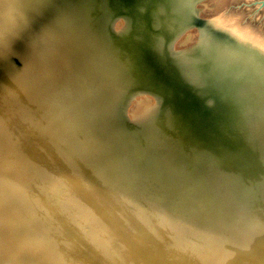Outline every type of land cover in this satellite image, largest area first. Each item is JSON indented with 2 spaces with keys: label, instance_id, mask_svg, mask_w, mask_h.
<instances>
[{
  "label": "bare ground",
  "instance_id": "6f19581e",
  "mask_svg": "<svg viewBox=\"0 0 264 264\" xmlns=\"http://www.w3.org/2000/svg\"><path fill=\"white\" fill-rule=\"evenodd\" d=\"M45 1H49L52 4L51 11L50 8L46 7L49 9L48 11L51 12L48 15L52 16L51 20L53 21L50 26V28H52L49 30H46L47 25L45 21H47L46 19L51 16L46 17L47 13L45 14L43 9L45 8ZM220 18L209 20L206 23V26L214 29H227L231 32L233 39H222L218 37L221 41L225 42L229 48V51L225 53L207 49L205 45L202 46L199 44H196L194 47H190L188 49L177 48L179 42L183 43L185 40V35L191 34V31L189 33L186 31L187 33H184L186 27L188 25L199 24L196 23L194 10L190 0H0V67L3 71L7 72L8 75H18L21 77L22 86H20V84L19 86L21 91L26 93L28 96L25 98L26 95L25 97L21 95L23 99L22 101H26L27 106L30 105L35 110L34 114H36L37 121L40 123V133L43 145L41 151L38 150L40 151L39 153L37 150L32 148L27 150L24 155H19L22 154V152L20 153L18 150H15L14 153L16 155L14 154L10 156L9 153H11V147L5 143V141L8 142L10 138H7V130L0 125V133L1 136L3 135L4 137H2L4 142L3 145L5 147L4 149L7 153L6 155L8 156L7 159H4L2 164H0V246H2V248H0V264H89L90 262L87 263V260L90 257L96 258V260L94 259V261H92V264H102L101 262L109 264L110 261L120 258L121 249H112L111 247L100 244L88 233L79 229L77 226V223L79 222L88 224V227L94 225L95 227H100L99 229L101 230L118 232L119 234L127 235L130 242L132 244L136 242L134 243L136 245L137 243L140 245L146 235L159 232V230L155 227H151V223H155L153 217H148L149 219L146 218L149 216V213L148 215L144 214L146 215L145 221L143 219H139L137 216L135 218L138 219L135 220L132 215V218L130 216L129 218L126 212L127 209L125 208V211L123 208L124 205H122V207L119 204L123 199L119 203L116 202L114 198H111L112 196L109 193V189L108 192L107 189L105 192L104 190L100 191L99 187L102 188L103 185L98 187V184H100L101 180H98L99 182L95 183L94 181L97 182V179L94 176L95 180L93 182H89L88 178L84 177L86 176L84 175L85 173L83 174V171L77 170L78 162H76V156H78V158L80 157L79 155L74 154L77 147L74 148L75 146L72 145L74 143L73 139L71 144V140L68 139L66 134L68 129L63 127L62 123L66 116H61L63 120L60 119V116L58 115H61V113H58L57 109H55L56 104H58L57 102H60L59 104L62 102V107L65 106L66 111H64L61 106H58L63 109L64 113L67 112V105L68 108H72L73 110L69 109L70 112L74 113L75 111L79 115H76V118L74 117L76 120L80 118L81 120H88L90 123L92 122L97 125L96 127L101 131H98V136L101 138H95L97 141L104 139L107 142L108 140L114 142L117 135H120V133L127 136L125 137L126 140L127 138L129 139V137L131 140L133 139L135 153L138 151H140L141 154L147 152V154L145 153V156L142 154V156L146 158V160L144 159V162L146 161L149 163V159L153 158L152 156L159 155L158 150H155L156 147L153 146L156 144L158 145L159 141L162 147L160 153L168 156L175 162H173V169L170 168L174 172L172 174L170 173L168 177H171L172 179V176L174 178L177 176L181 181V183L178 182L179 186L176 187V189L173 190L171 188V190L174 191V199L179 206H184V204L189 202L186 206L189 208L191 206V202L192 206L196 205L197 207H204V205L212 207L209 204L218 205V208L216 207L218 210L222 206H224V209L227 206V210L228 206H230L228 202L231 200H241L242 202H250L255 198L257 200V197H255L254 194H258L262 190L261 187H264V43L261 42L259 38H255L256 36L253 35V37L250 35L251 32L249 33V31H246L244 28L239 29L237 28L238 26L235 28V25L231 27V22L230 26L225 19L223 21ZM226 24H228V27ZM202 25L204 26V24L201 23L200 26L203 27ZM206 26H204L201 30L203 31ZM208 42H210L213 46L216 45V42L213 40H208ZM21 91L18 89L17 92L21 93ZM32 93H34V98L33 96L31 97ZM118 93H121V97ZM141 94H143V96L144 94L151 95L149 97L150 100H143V98L141 102L146 103L144 104L146 106L143 110L140 112L138 111L139 113L137 115H132V112V114H129V110L127 108L129 105L126 107L127 103H130V100L132 99V105V102H134L133 99L138 101L136 100L138 98L137 96H140ZM117 95L120 97V102L116 99ZM29 99L34 105L29 102ZM116 102L119 103L118 107L115 105ZM141 102L139 105H141ZM134 104L136 105V103ZM135 107L137 108L140 106L136 105ZM135 112L137 113V111ZM72 117L70 118L72 119ZM66 118H69V116ZM67 120L68 119L64 120V122ZM73 122H69L71 123V126ZM77 122H79V120ZM85 125L84 128L86 127ZM71 126H69L70 129ZM77 126L78 125H74L72 128ZM87 127L90 130V126ZM15 128L16 127L13 126L12 131H15L16 135L18 134V136H20L21 132L16 130L18 128ZM64 128L67 131H65ZM77 128L74 129L76 130ZM79 128L82 127L79 125ZM75 130L72 132L75 133L76 131H80ZM93 130L95 129H92V131ZM87 132H85V134ZM80 133L82 134V131H80ZM88 133L86 134L87 137ZM76 134L78 133L76 132ZM155 136L158 137V140L155 139ZM10 137H12L11 134ZM78 137H76L77 139L75 140L77 145L79 143L77 142ZM91 137L92 134L88 138ZM119 137L121 138V136H118V138ZM13 138L15 137L13 136ZM70 138L74 137L70 136ZM81 138H83V136ZM84 139L87 140L86 137ZM82 140L80 142H82ZM88 140L85 142H89L88 144H90V141ZM11 142L12 141H10L9 144H11ZM15 142L17 143V146L24 145L20 144V139H16ZM93 142L95 141L93 140ZM128 142H126L127 145L131 143ZM107 144L111 145L110 143ZM123 144L124 143H122V146ZM101 145L103 144L101 143ZM8 146L10 148H8ZM89 146L92 147V144L88 145V147ZM114 146L116 149L118 148L116 145H113L112 148ZM79 147L78 149L81 148ZM109 147L110 146H108V148ZM124 147L125 146L121 148ZM133 147L130 148L129 151L133 150ZM73 148L75 150H73ZM89 148L85 147L86 150ZM83 149H81V151H83ZM98 149H102V147L100 146ZM93 150L92 152H94ZM104 151L101 153L104 154L107 152ZM33 152H37L38 154H33ZM92 152L89 153L93 154ZM113 152L116 153L115 150ZM84 153L82 154L84 155ZM114 153L113 155H115ZM76 154H78V151ZM131 154L132 151L128 156L132 157ZM38 155L42 157V159L41 163L39 161L36 164L38 167L44 164L43 168L44 171H47V178L51 179V185L49 187L45 185L44 191H40V189L36 191L38 186L36 187L35 185L33 186L35 187V189H32L33 191L30 188L29 190L27 189V184V187L24 185L26 183L24 182V175H29L28 172L31 171H28L27 174L24 173L20 165L22 164L23 159H28V156H30V158L33 156V161H35ZM93 155L96 156V154ZM93 155H91L92 158ZM107 155L109 156L108 153ZM115 156L118 155L116 154ZM138 156L139 154L137 157ZM12 157H14L13 159L16 163L12 162ZM132 158L131 160L134 159L136 163V159ZM88 159L87 161H89ZM102 159H99L100 163H102ZM94 160L95 164L98 163L100 166L99 162H96L98 161L97 156L96 159L94 157ZM125 160L122 159V162ZM26 161L27 163L31 162L30 160ZM108 161L109 159L107 162ZM107 162L104 163L107 164ZM81 165L82 164L80 163V166ZM89 165L92 166L91 164ZM121 165H124V163ZM139 165L142 164L139 163ZM28 166L29 165H27V167ZM109 166L112 165L109 164ZM107 167L104 166L105 169H107ZM114 168L115 166L112 169ZM89 169L92 170V167ZM36 170V167L32 169V173ZM115 173L116 172H114V174ZM100 174L102 173H99L98 175ZM146 174H148V172ZM115 175L116 176L114 177H119L117 173ZM143 175L145 176V174ZM126 176L128 177L127 174ZM104 177L105 176H103V178ZM110 177L111 176L107 175V178ZM159 178H162L161 180H163L165 177ZM26 179L28 178H25V180ZM45 180L46 179H44L43 183L39 185L47 184L44 183ZM112 180L113 179L110 178L109 181L112 182ZM90 181H92V179ZM115 181L116 179L114 182ZM126 181L127 180H123L122 182L124 183ZM128 181H130V179ZM133 181L134 180L132 178V181L130 182L134 184L135 181ZM111 182L106 183L107 185L110 184L111 187ZM103 183H105V181ZM118 183L120 185L121 182ZM158 183H161V181ZM167 183H170V180L166 182V184ZM124 184H122L123 187H125ZM171 184L173 186L174 183L172 182ZM107 187L110 188L109 186ZM113 187H115V184ZM42 188L43 187H41V189ZM105 188L106 187H104V189ZM126 188L128 187H125L124 189ZM111 190H114V188ZM117 192H115V194ZM121 192L124 193V190ZM142 192L143 191H141V193ZM127 194L129 195L132 193L128 192ZM124 195L127 196L126 200L128 202V197L130 195L128 196L126 193ZM229 195H233L234 197H230ZM120 196L121 195H119V197ZM134 196L131 195V198L133 197L134 199ZM162 197L160 198L162 199ZM157 199L159 200V198ZM161 199L160 201L164 200ZM129 200L131 202L134 201L131 200L130 197ZM185 200H187V202ZM137 201L139 205V200ZM145 201L146 200H143V202ZM184 201L186 203H184ZM124 202L128 204L126 201ZM135 202L132 203L135 204ZM255 203L257 204V202ZM189 204L190 206L188 207ZM140 205H142V203ZM150 205H148V207ZM155 205H157V203ZM163 206L165 208L164 204ZM140 207H138V209ZM153 207L155 206H152L151 208ZM174 207L175 206L172 205V208ZM235 207H237V205H235ZM160 208H162V206H160ZM207 208L205 209L208 210ZM141 209L140 213L143 210L144 212L148 211H145L143 208ZM175 209L178 210V208ZM213 209H211V211ZM224 209L222 207L223 211ZM122 210L125 213L122 212ZM157 210L158 209H156V211ZM162 210L165 212L164 209ZM201 210L203 211V208ZM201 210L199 211L198 209V211H196L201 213ZM228 210L226 211V214H230L227 213ZM233 210L231 213H233ZM263 211L261 212L263 213ZM235 212L233 214H235ZM171 213L173 216V212ZM195 213L196 212L193 214ZM124 214H127V216ZM165 214H167V210ZM135 215H138V213ZM199 215L197 213L196 218ZM218 215H220V213ZM160 216L162 215L160 214ZM178 216L179 214L177 217ZM254 216L252 215L255 219ZM162 217L160 219H163ZM220 217L218 216L217 218ZM198 218L199 220L201 219L200 217ZM164 219L167 221L165 217ZM233 219L234 217L231 218V220ZM246 219L243 221L244 225L245 223L247 224V222H245L247 221ZM178 220L179 218L177 221ZM197 220L198 219H196V221ZM202 220H204V218ZM202 220L200 221L201 224ZM235 221H237V219ZM252 221L255 222L253 219L250 222ZM170 222L172 224L174 223L169 219V223ZM240 222L242 223V221ZM240 222L238 220V223ZM196 223L194 224L195 226ZM204 223L207 225L206 221ZM258 223H260V220ZM95 224H97V226ZM214 224L213 220L212 225L214 226ZM224 224L225 226L221 225L222 227H218H225L224 229L226 230V225L228 227V224ZM230 224L232 225L234 223L231 221ZM230 224L229 226H231ZM165 225L167 224L165 223ZM178 225L176 226L178 227ZM238 225L239 224L236 226ZM213 226L209 227L212 229L214 228ZM253 226L258 227L257 224L256 226ZM200 227L201 229L203 228L201 225ZM158 228L160 229V227ZM175 228H173L174 231ZM230 228L231 227L228 229L230 230ZM259 228L262 229L261 227ZM232 229L233 228H231V230ZM237 229H235V231L238 233ZM239 230L242 229L239 228ZM165 231L168 232L167 229ZM192 231H194V229ZM249 231L250 230H248V232ZM260 231L258 230V232ZM195 232L198 233L199 230L198 232L195 230ZM204 232L203 234H207L205 236L206 238L208 236L209 239L211 236ZM232 233L234 235L236 232L234 233L233 231ZM178 234L179 233H177V235ZM199 234L201 235V233ZM229 235H231V233ZM241 236L242 235L237 238H243V236ZM176 238H172L175 243L173 248L176 244L178 245L179 242ZM186 238L188 240V237ZM237 238L235 240H237ZM172 239L168 240V242ZM193 239L196 240L195 238ZM208 239L206 241L203 238V241L205 240L208 242ZM229 239L233 240L231 237ZM176 240L178 241L177 243L175 242ZM182 240L185 241L183 238L180 239V241ZM228 240H226V242H228ZM203 241H200V244L197 245L199 246V249H201L200 245ZM172 242L173 241L169 244V247L171 248ZM220 242L223 241L220 240ZM254 243L256 242L254 241ZM156 244L157 243H155V247L157 246ZM162 244L164 245V242H161V247ZM189 244H191V246L189 245L190 247L194 246L192 243ZM203 244L205 246L207 243L203 242ZM210 244L208 243L207 245ZM177 245L175 248L178 247ZM183 245L180 247L182 248L185 246ZM234 245L236 244H233V246ZM252 245L254 246L255 244ZM134 246L135 245H133V247ZM229 246H231L230 243ZM243 246L246 247L245 245ZM231 247L228 248L229 252ZM173 248L172 251H174ZM194 249L197 251L198 248L195 247ZM210 249L206 251H211ZM253 249H255V247ZM190 250L188 248L189 254L191 253L190 255H192L193 252H190ZM241 250H245V248ZM172 251L170 252L172 253ZM186 251L187 250L185 248V252ZM200 251H202V249ZM255 251L257 250L255 249ZM237 253L238 252L236 251L235 256ZM197 254L195 253V258L199 257ZM240 254L238 256H241ZM204 255L205 254H203V256ZM178 257L180 258V256ZM151 258L154 259L155 257L152 256ZM233 259L230 264H234L233 262L235 261ZM147 260L149 259L147 258ZM247 263L248 261H246L245 264Z\"/></svg>",
  "mask_w": 264,
  "mask_h": 264
},
{
  "label": "rangeland",
  "instance_id": "374dc122",
  "mask_svg": "<svg viewBox=\"0 0 264 264\" xmlns=\"http://www.w3.org/2000/svg\"><path fill=\"white\" fill-rule=\"evenodd\" d=\"M44 7L45 8H43L44 9V11H45V14H46V17H50L51 15H48V14H50L51 12H49L48 10L49 9H47V8H50V11H51V8H52V4L49 2V1H45V4H44ZM47 7V8H46ZM192 7H193V10H194V17H195V19H196V23H199L200 25H201V23L202 24H204V26H206V23L209 21V20H211V19H215V18H220V19H222L223 21H224V19H225V21H227V23L230 25V22H231V27H233L234 25V27L236 28V26H238L237 28H244L246 31H249V33H250V35H254V36H256L255 38H259L260 39V41L261 42H263L264 43V0H194L193 1V4H192ZM46 9V10H45ZM48 11V12H47ZM57 12V11H56ZM51 18H52V16L50 17V18H48V19H46L47 21H45V23H46V30H49V29H51L50 28V26H51V23L53 22L52 20H51ZM51 20V21H50ZM48 22V23H47ZM49 23H50V25H49ZM225 23V22H224ZM233 23V24H232ZM199 24H195V25H188L187 27H186V29H185V32L184 33H189L190 31V33L192 34H188V35H185V40L183 41V43L182 42H179V44H181V45H177V48H180V49H185V48H190V47H194L196 44H198V42H199V40H200V38L202 37V35L203 36H212V35H215V36H219L220 38H222V39H228V38H230V36L232 35L231 34V32L230 31H228L227 29H220V28H218V29H214V28H210L209 26H206V28H204V30L202 31L201 29L204 27L203 25V27H201ZM228 24H226L227 25V27H228ZM49 25V26H48ZM48 27V28H47ZM244 29H241V30H244ZM187 31V32H186ZM183 33V34H184ZM210 34H212V35H210ZM190 36V37H189ZM253 36V37H254ZM232 38V37H231ZM196 39V40H195ZM233 39V38H232ZM180 40H181V38H180ZM1 68V67H0ZM19 84H20V86H22V84H21V77L20 76H18V75H8L7 74V72H5V71H3V69L1 68V70H0V125L1 126H3V128H5L7 131V133H6V135H7V138H10V140H8V142H6L5 141V143H7V145H9L8 146V148H10L11 149V153H9V155L11 156V155H14L15 153V150H18L20 153L22 152V154H19V155H24V153L27 151V150H30V149H34V150H40L41 151V149H42V147H43V145H42V138H41V133H40V123L37 121V118H36V114H34L35 113V110L30 106V105H28L27 106V103H26V101L25 102H23L22 100V97H21V95H23L24 97H25V95H26V97L25 98H27L28 96H27V94L26 93H23L22 91H21V88H20V86H19ZM18 89H20V91H21V93H19V92H17L18 91ZM9 93V94H8ZM119 95H120V97H121V93H118ZM119 95H117V98L116 99H118L117 101L118 102H120V97H119ZM33 96V98H34V93H32L31 94V97ZM143 96V94H141L140 96L138 95L137 97L138 98H140V99H136V100H138V101H135V99H133V101L134 102H132V105H131V100H130V103H127V105H126V107L128 108V110H129V114H132V115H137L140 111H142L143 110V108L146 106V105H144V104H146V103H142L141 102V100L143 99V100H150V96L151 95H149V94H144V96ZM146 97V98H145ZM148 97V98H147ZM140 100V101H139ZM29 102H31L32 103V101L29 99ZM118 102H116L115 103V105L118 107L119 106V103ZM137 102H138V104H137ZM140 102H141V105H139L140 104ZM10 103V104H9ZM58 104H56V108L55 109H57V111H58V113H61V115L59 114L58 116H60V119H62L63 120V118L62 117H68L69 116V118H66L65 117V119L64 120H66V119H70L68 122L67 121H65L64 122V120H63V127H66V129H68V131L65 129V131H67L66 132V134H67V137H68V139L69 140H71V144H72V142L74 141V143L72 144V145H74V146H72V147H74V148H76V151H75V155H79V157L80 158H78V156H76V162H78V164H77V170L79 171H83V174L84 175H86V176H84V177H86V178H88V181L89 182H93L94 180H95V177H96V179H97V182L96 181H94L95 183H98L100 180H101V182H100V184H98V187L99 186H102V188L101 187H99V189H100V191H103L104 190V192L106 191V189H107V192L109 191V193L111 194V198H114V200H116V202H120L122 199L124 200V201H126L127 202V196H125L124 194L126 193V195H128L127 193L129 192V193H132V194H129L128 196L130 197V199L131 200H134V201H132V202H135V204L134 203H132L130 200H129V197H128V204H126L123 200L121 201V203H119L121 206L122 205H124V210L126 211V209H127V214H128V217L130 216L131 217V215H132V217L134 216V219L136 220V219H138V218H135L136 216L137 217H139V219H143L144 221L146 220V218H152L153 217V219H154V221H155V223H151V227L152 228H156V229H158L159 230V232L158 233H152L151 235H146L144 238H143V241H141V244L139 245V243H137V245L136 244H134V243H136V242H134L133 244L130 242V240H129V238H128V236L127 235H123V234H119L118 232H112V231H107V230H101V229H99L100 227H98L97 226V224H95L97 227H95L94 225H92L91 227H88L87 225L88 224H84V223H77V226L79 227V229L81 230V231H83V232H86V233H88L90 236H92V238L93 239H95L96 241H98L100 244H103V245H106V246H108V247H111L112 249H118V250H120L121 251V254H120V258H117V259H115V260H113V261H110V263L109 264H145L146 262L148 263V264H185L186 262L188 263V264H230V262H232V259L235 261V262H233L234 264H245L246 263V261H248V263L247 264H264L263 262H264V220H263V218H264V211H263V209H264V200H263V198H264V187H261L262 188V192L260 191L258 194H254L255 195V197H257V200H256V198L254 199V200H252V201H250V202H247V201H238V200H235V201H233V200H231V199H229V200H231V201H229L228 203H229V205L230 206H228V208H227V210H228V212L227 213H230V214H226V207H225V209H224V206H222L223 207V209H224V211L222 210V207L221 208H219V210L218 209H216V207L218 208V205H212V204H209L210 206H212V207H209V206H207V205H204V207L205 208H207V207H209V208H207L208 210H206L204 207H197L196 205H194V206H192V203L190 202V204H191V206H190V204L188 205V207L189 208H187L186 206H187V204L189 203V202H187V200H185L184 201V203H186V204H184V206L186 207V209H185V207L182 205V206H179L177 203H176V201H175V199H174V196H173V193H174V189H176V187H178L179 185V183L178 182H180L181 183V181H180V179L177 177V176H175V178L172 176V179H171V177H168V175L171 173H173L174 171H172V169H173V165H174V161L173 160H171V158H169L168 156H166V155H164V154H162V153H160V151L162 150V147H161V144L159 143V141H158V145L156 144V145H153V146H155L156 148H155V150H158V156L157 155H154V156H152L153 158L152 159H149V163H147L146 161V163L148 164H146L145 162H144V159L146 160V158L144 157L145 156V153L147 154V152H144V153H142V154H144V156H142V154L140 153V151H138V152H136L135 153V145H134V142H133V139L131 140V138L129 137V139L127 138V140H126V138L125 137H127L126 135L124 136V134H121L120 133V135L118 134L117 135V137H116V140L114 141V142H111V141H109L108 140V142L107 141H105L104 139H101V140H98L99 141V143L102 141V140H104V141H102L101 143L103 144V145H101V143L99 144L98 143V141H97V139H95V138H99L100 136H98V131H100V130H98V128L96 127L97 125H95V124H93L92 122L90 123L88 120L86 121V120H81L80 118H78V120H79V122H77L78 120H76L75 118H76V115L77 116H79L75 111H74V113H71L70 112V110H73L72 108H68V105L66 106V108H67V112H65L64 113V111H66V109H65V106H63L62 107V105H63V103L61 102V104H59L60 102H57ZM134 103H136V105L137 106H140V107H135L136 105L134 104ZM8 104V105H7ZM33 104V103H32ZM135 106H134V105ZM34 105V104H33ZM131 105V106H130ZM58 106H61L63 109H64V111H63V109H61V107L59 108ZM133 106H134V108H133ZM11 110H10V109ZM36 108V107H35ZM127 108H126V110H127ZM133 108V109H132ZM136 108V109H135ZM140 108V109H139ZM59 109V110H58ZM70 109V110H69ZM135 109V110H134ZM138 109V110H137ZM69 110V111H68ZM7 111V112H6ZM135 111H137V113L135 112ZM139 111V112H138ZM3 112V113H2ZM6 112V113H5ZM73 112V111H72ZM132 112V113H131ZM57 113V112H56ZM57 113V114H58ZM62 113H63V115H62ZM68 113H70V114H68ZM67 114V115H66ZM74 114H75V116H74ZM7 116V117H6ZM62 116V117H61ZM4 117V118H3ZM70 117H72V119L70 118ZM75 117V118H74ZM83 117V116H82ZM6 118V119H5ZM9 118V119H8ZM76 120V122H75V120ZM84 119V118H83ZM61 120V121H62ZM74 121V122H73ZM8 122V123H7ZM68 124H67V123ZM69 122H73L72 123V126H76V125H78L77 127L79 128V125H80V127H82V128H77V127H74V128H77L76 130H80V129H82V130H80V131H82V134L80 133V131L78 132V131H76L74 128H72V126H71V123H69ZM83 122H84V124H83ZM5 123V124H4ZM14 123V124H13ZM66 125H65V124ZM78 123V124H77ZM80 123V124H79ZM89 123V124H88ZM17 124V125H16ZM86 124V125H85ZM91 124V125H90ZM14 127H16V128H18V129H16L17 131H20L21 132V134H20V136H18V134L16 135V132L15 131H12V127L13 126ZM65 125V126H64ZM68 125V126H67ZM84 125L86 126L85 128H84ZM94 125V126H93ZM0 126V127H1ZM69 126H71V129H70V127ZM87 126H90L89 128H90V130L88 129V127ZM96 127V128H95ZM95 129V130H97V131H95V130H93L92 131V129ZM1 129V128H0ZM29 129V130H28ZM69 129H70V131H69ZM88 129V130H87ZM28 130V131H27ZM73 130H75L78 134H76V132L74 133V132H72ZM90 133H88L87 131ZM8 131H9V133L12 135V137H10V134L8 133ZM11 131V132H10ZM69 132V133H68ZM70 132H71V134H70ZM85 132H87L88 133V137H90L91 136V134H92V137L91 138H88L87 137V133L85 134ZM92 132V133H91ZM97 132V133H96ZM101 132V131H100ZM24 133H26V134H24ZM74 133V134H73ZM34 134V135H33ZM70 134V135H69ZM81 134V135H80ZM93 134H94V136H93ZM96 134H97V136H96ZM90 135V136H89ZM0 136H1V133H0ZM13 136L15 137V138H13ZM70 136L72 137H74V138H70ZM78 136H80V137H78ZM83 136V138H81ZM118 136H121V138H120V140H119V138H118ZM123 136V137H122ZM3 135L0 137L1 139H0V164H2V162L4 161V159L6 160L7 159V153L5 152V147H4V142H3ZM17 137V138H16ZM76 137H78V140H77V142H79L78 143V145H77V143L75 142V140L77 139ZM86 137V139L88 140V141H90V144H92V147L91 146H89L88 147V145H90V144H88L89 142H85V141H87V140H85L84 138ZM101 138V137H100ZM123 138H125V139H123ZM16 139H20V144H24V145H21V146H17V143L15 142V140ZM72 139H73V141H72ZM80 139V140H79ZM82 139H84V140H82ZM90 139H92V140H90ZM117 139H118V141H117ZM155 139L156 140H158V137H156L155 136ZM14 140V141H13ZM82 140V142H80ZM93 140L96 142H93ZM122 140H124V141H122ZM130 140V141H129ZM10 141H12L11 142V144H9L10 143ZM84 141V142H83ZM122 141V142H121ZM129 141V142H128ZM110 143L111 145H108L107 143ZM121 142V143H120ZM126 142H128V143H130V144H128L127 145V143ZM12 143H15V144H12ZM81 143V144H80ZM113 143V144H112ZM117 143V144H116ZM118 143H120V144H118ZM122 143H124L123 144V146H125L124 148H121V147H123L122 146ZM133 143V144H132ZM156 143V142H155ZM77 146H76V145ZM82 144H84V145H82ZM98 144V145H97ZM163 144V143H162ZM12 145V146H11ZM79 145H80V147H79ZM93 145H94V148H93ZM100 148V146L102 147V149H98V147ZM100 145V146H99ZM104 145H107V146H104ZM113 145H116V147H118L117 149L115 148V146L112 148V146ZM130 145H131V147H130ZM83 146V147H82ZM108 146H110L109 148H108ZM119 146H120V150H119ZM127 146V147H126ZM134 146V147H133ZM15 149H14V148ZM78 147L80 148V149H78ZM85 147L86 148H89V149H85ZM133 147V150H130L129 151V149L130 148H132ZM8 148H7V150H8ZM73 148V150H75ZM84 148V149H83ZM91 148H93V149H95V150H93V149H91ZM9 149V150H10ZM81 149H83V151L85 152H83V151H81ZM112 151H110V150ZM115 150V152L116 153H114L113 151ZM123 149V150H122ZM125 149V150H124ZM80 150V151H79ZM86 150V151H85ZM92 150L94 151V152H92ZM98 150V151H97ZM100 150V151H99ZM104 150H106V151H104ZM40 151H38V153L40 152ZM77 151H78V154H76L77 153ZM88 151V152H87ZM106 152V153H101V152ZM109 151V152H108ZM125 151H126V153H125ZM131 151H132V157L133 158H135V157H137V155L139 154V156L137 157V158H135L136 159V163H135V160L131 157V156H128V155H130V153H131ZM81 153V155H80V153ZM89 152H92L93 154H96V156L98 157V161H96V162H99V164H100V166L98 165V163H96L95 164V160H94V157H95V159H96V156L95 155H93V154H91V153H89ZM121 152H122V154H121ZM34 153H37V152H33V154ZM37 153V154H38ZM82 153H84V155L82 154ZM99 155H98V154ZM107 153L109 154V156L107 155ZM113 153L116 155H118V156H115V155H113ZM36 154V155H37ZM86 154V155H85ZM89 154H91V155H93V158H92V156L91 155H88ZM141 154V155H140ZM16 155V154H15ZM134 155H136V156H134ZM86 156V157H85ZM91 156V157H90ZM108 158H107V157ZM126 156V157H125ZM84 157V158H83ZM88 157H89V159H88ZM107 159H106V158ZM113 159H112V158ZM124 157V158H123ZM139 157H140V159H139ZM14 157H12V162L14 163H16V161L13 159ZM89 160V161H87V159ZM102 158H104V159H102ZM117 158H119V159H117ZM124 159L125 160V158H126V160L124 161V162H122V159ZM130 158V159H129ZM131 158L133 159V160H131ZM41 159H42V157H40L39 155L37 156V159L35 160V161H33V156L30 158V156H28V159H23L22 160V164H20L21 165V168H22V170L24 171V173H26L27 174V172L28 171H31V172H28L29 173V175L27 174V175H24V182H26L24 185L26 186V184H27V189L29 190V188L32 190V189H35V187H33L34 185L37 187V189H36V191L37 190H39L40 189V191H44L45 189H44V186L46 185V186H50L51 185V179H49V178H47V171L45 170L44 171V168H43V166H44V164H42V165H40L39 167H38V165L36 164V163H38L39 161H40V163H41ZM92 159V160H91ZM99 159H102V163H100V160ZM109 159V163L107 162V160ZM138 159V160H137ZM26 160H30L31 162H28L27 163V161ZM79 160V161H78ZM80 160H81V162H80ZM84 160V161H83ZM94 160V161H93ZM105 160V161H104ZM111 160H113V161H111ZM121 160V161H120ZM23 161H24V163H23ZM86 161V162H85ZM91 161H93V162H91ZM106 163L107 162V164H105L104 162ZM134 161V162H133ZM137 161H138V163H137ZM141 161V162H140ZM82 164L81 166H80V163ZM88 162H89V164H91L92 166H90L89 164H88ZM91 162V163H90ZM114 162H116V163H114ZM119 162V163H118ZM143 162V163H142ZM174 162V163H173ZM25 163H27V164H25ZM33 163V164H32ZM113 163V164H112ZM124 163V165H121V164H123ZM139 163L140 164H142V165H139ZM35 164V165H34ZM102 164H104V165H102ZM109 164L110 165H112V166H109ZM130 164V165H129ZM134 164V165H133ZM146 164V165H145ZM26 165V166H25ZM27 165H29L28 167H27ZM34 165V166H33ZM79 165V166H78ZM87 165H89V166H87ZM93 165H94V167H93ZM96 165V166H95ZM128 165V166H127ZM139 167H138V166ZM143 165H145V166H143ZM25 168H24V167ZM84 166H86V167H84ZM104 166L105 167H107V169L109 170V172H108V170L107 169H105L104 168ZM115 166V168L114 169H112L113 167ZM128 168H127V167ZM142 167V169H141V167ZM29 167H31V168H29ZM36 167L37 168V170L36 171H34V173H32V169H34V168ZM92 167V170L91 169H89V168H91ZM101 169H100V168ZM112 167V168H111ZM136 167V168H135ZM137 167H138V169H137ZM144 167V168H143ZM0 168H1V166H0ZM95 168H97V169H95ZM126 168V169H125ZM130 168V169H129ZM170 168H172V169H170ZM26 169V170H25ZM100 169V170H99ZM106 170V171H104V170ZM116 169V170H115ZM136 169V170H135ZM146 169V170H145ZM96 170V171H95ZM98 170V171H97ZM101 170H102V172H101ZM112 170V171H111ZM138 170V171H137ZM140 170H141V173H143V174H145V176L143 175V174H141L140 173ZM148 170V171H147ZM39 171V172H38ZM88 171V172H87ZM90 171V172H89ZM91 171H93V172H91ZM129 171V172H128ZM145 171V172H144ZM42 172V173H41ZM87 172V173H86ZM95 172H96V174H95ZM103 172H107V173H103ZM114 172H116L117 174H118V176L120 177H118V178H116V177H114V176H116L115 174H114ZM148 172V174H146ZM93 173V174H92ZM99 173H102V174H100V175H98ZM109 173V174H108ZM114 175H113V174ZM135 173V174H134ZM43 176H42V175ZM95 174V175H94ZM111 174V175H110ZM126 174L128 175V177H129V179H130V181H132V178H133V180L135 181H133L134 182V184L133 183H131L130 181H128L129 179H128V177L126 176ZM133 174V175H132ZM40 175V176H39ZM89 175V176H88ZM91 175H93V176H91ZM96 175H98V176H96ZM107 175L108 176H111L110 178H112L113 180H112V182L111 181H109L110 180V178H107ZM125 176V178H124V176ZM132 175V176H131ZM143 175V176H142ZM148 175V176H147ZM95 176V177H94ZM100 176V177H99ZM103 176H105L104 178H103ZM113 176V177H112ZM131 176V177H130ZM147 176V177H146ZM32 177V178H31ZM38 177V178H37ZM44 177V178H43ZM93 177V178H92ZM140 177V178H139ZM150 177H152V178H150ZM159 177H165V178H163V180H161L162 178H159ZM25 178H28V179H26L25 180ZM29 178H30V181H29ZM42 178H43V180L44 179H46V180H48V181H44V183H47V184H42V185H39V184H41V183H43V180H42ZM101 178V179H100ZM116 179V183L114 182V180ZM145 178H147V179H145ZM170 178V179H169ZM176 178H178V179H176ZM40 179H41V182H40ZM92 179V181H90ZM117 179H119V180H117ZM151 179V180H150ZM153 179V180H152ZM158 179H159V181H158ZM166 179H169L170 180V183H167L166 184V182H168L169 180H166ZM36 182H35V181ZM39 180V181H38ZM99 180V181H98ZM125 181V180H127L126 182H122V181ZM141 180H142V182H141ZM155 180V181H154ZM172 180V181H171ZM174 180V181H173ZM176 180H178V181H176ZM105 181V183H103ZM121 182L120 183V185L122 186V188H121V186L119 185V183L118 182ZM146 181V182H145ZM156 181H157V183H156ZM161 181V183H158V182H160ZM164 181V182H163ZM32 182V183H31ZM112 183L111 184V187L112 188H114V190H111L112 188L110 187V184H108L107 185V183ZM129 182H130V185L133 187H131L130 185H129ZM174 183L173 184V186H172V184L171 183ZM175 182H177V183H175ZM30 183V184H29ZM101 183H103V184H101ZM115 184V187H113V185ZM127 183V184H126ZM148 183H150V184H148ZM33 184V185H32ZM36 184H38V185H36ZM106 186H105V185ZM122 184H124V186L125 187H128V188H126V189H124L125 187H123V185ZM170 184V185H169ZM176 184V185H175ZM31 185V186H30ZM117 185H119V186H117ZM129 185V186H128ZM135 185V186H134ZM136 185H137V187H136ZM167 185V186H166ZM107 186H109L110 188H108ZM141 186H143V187H141ZM148 186V187H147ZM155 186V187H154ZM33 187V188H32ZM41 187H43L42 189H41ZM104 187H106L105 189H104ZM117 187V188H116ZM119 187V188H118ZM132 189H131V188ZM141 187V188H140ZM129 188H130V191H129ZM146 188V189H145ZM162 188V189H161ZM171 188L173 189V190H171ZM109 189V190H108ZM116 189H117V191H116ZM121 189V190H120ZM137 189V190H136ZM151 189H153V190H151ZM157 189V190H156ZM124 190V193L123 192H121V191H123ZM33 191V190H32ZM40 191H38V192H40ZM114 191V192H113ZM132 191V192H131ZM133 191H134V194H133ZM135 191H136V193H135ZM140 191V192H139ZM141 191H143L142 193H143V195H142V193H141ZM115 192H117L116 194H115ZM151 192V193H150ZM108 193V194H109ZM114 193V194H113ZM123 193V194H122ZM139 193H140V195H142L141 197H139L140 195H139ZM153 193H155V194H153ZM157 193V194H156ZM260 193H261V196H260ZM263 193V194H262ZM119 195H121L120 197H119ZM131 195H135L134 197V199H133V197L131 198ZM147 195V196H146ZM258 195V196H257ZM113 196H118L117 198L116 197H113ZM122 196H123V198H122ZM146 196V197H145ZM153 196V197H152ZM154 196H155V198H154ZM163 196V197H162ZM165 196V197H164ZM170 196V197H169ZM230 197L232 196V197H234L233 195H229ZM160 197H162V199L160 198ZM139 198V199H138ZM153 198H154V201H153ZM157 198H159V200L157 199ZM160 199L161 200H163V201H160ZM169 199H172V200H169ZM259 199V200H258ZM119 200V201H118ZM137 200H139V205H138V201ZM143 200H146L145 202H143ZM150 200V201H149ZM157 202H156V201ZM169 201V202H167V201ZM263 200V201H262ZM172 203H171V202ZM174 201V202H173ZM125 203V204H123V203ZM130 202H131V204L133 205H131L130 204ZM149 202V203H148ZM152 202V203H151ZM160 202V203H159ZM162 202V203H161ZM165 202H167V203H165ZM253 202V203H252ZM255 202H257V204L255 203ZM136 203H137V205H136ZM142 203V205H140ZM144 203V204H143ZM146 203V204H145ZM157 203V205H155ZM173 203H175V204H173ZM228 203H227V205H228ZM231 203V204H230ZM236 203V204H235ZM246 203H249V204H246ZM251 203H252V205H251ZM255 203V204H254ZM263 203V204H262ZM150 205L151 207L152 206H155V207H153V208H151L150 206V209L148 210V205ZM161 204V205H160ZM163 204L165 205V208H164V206H163ZM167 204V205H166ZM170 204V205H169ZM226 204V203H225ZM233 204V205H232ZM237 205V207H235V205ZM246 204V205H245ZM129 205V206H128ZM144 205H146V206H144ZM159 205V206H158ZM172 205L173 206H175L174 208H172ZM242 205V206H241ZM251 205V206H250ZM254 205H256V206H254ZM259 205V206H258ZM262 205V206H261ZM128 206V207H127ZM136 208H135V207ZM141 206V207H140ZM144 206V207H143ZM157 206H158V208H157ZM160 206H162V208H160ZM168 206V207H167ZM207 206V207H206ZM235 208H234V207ZM241 206V207H240ZM247 206V207H246ZM131 207V208H130ZM134 207V208H133ZM138 207H140L139 209H138ZM147 207V208H146ZM167 207V208H166ZM171 209H170V208ZM181 207H184V208H181ZM192 207V208H191ZM197 207V208H196ZM220 207V206H219ZM239 207V208H238ZM254 207V208H253ZM262 207H263V209H262ZM121 208V207H120ZM126 208V209H125ZM141 208H143V209H145V211L146 210H148L147 212H144V210L140 213V211L142 210ZM175 208H178V210L177 209H175ZM180 208H181V210H180ZM191 208V209H190ZM195 210H194V209ZM203 208V211L201 210ZM213 208H215V209H213ZM231 208H232V210L233 209H236V210H233V213L235 212V214H233V213H231L232 212V210H231ZM238 208V209H237ZM242 208V209H241ZM250 208H251V210H250ZM257 208H259V209H257ZM122 209V208H121ZM120 209V210H121ZM132 209V210H131ZM136 209V210H135ZM154 209V210H153ZM156 209H158L157 211H156ZM159 209H161V210H159ZM162 209H164L165 210V212H166V210H167V214H165V212L162 210ZM183 209V210H182ZM184 209H185V211H184ZM189 209V210H188ZM198 209H199V211L201 210V213L200 212H197L198 211ZM211 209H213L212 211H214V210H216V211H214V212H212L211 211ZM244 209H246V210H244ZM255 209V210H254ZM262 209V210H261ZM134 210V211H133ZM172 210H174V211H172ZM175 210H177V211H175ZM193 210V211H192ZM197 210V211H196ZM226 210V211H225ZM252 210H254V211H252ZM139 211V212H138ZM159 211V212H158ZM169 211H170V214H171V216H172V213L171 212H173V216L171 217L170 216V214H169ZM184 211V212H183ZM190 211H191V213H190ZM209 211V212H208ZM219 211V212H218ZM257 211V212H256ZM261 211H263V213L261 212ZM122 212H124L123 210H122ZM129 212H131V213H133V214H131V213H129ZM144 212V213H143ZM154 212H156V213H154ZM161 212V213H160ZM176 212V213H175ZM194 212H196L195 214H193ZM203 212V213H202ZM210 212H212V213H210ZM216 212H218V213H216ZM223 212V213H222ZM238 212V213H237ZM240 212H242V213H240ZM247 212H249V213H247ZM251 212H252V214H251ZM125 213V212H124ZM136 213H138V215H135ZM148 213H149V216H147L146 217V215H144V214H147L148 215ZM152 213V214H151ZM163 216H160V214ZM163 213V214H162ZM185 213H186V215H185ZM190 213V214H189ZM197 213H198V217H200L201 219L199 220V218L197 217L196 218V216H197ZM220 213V215H221V217H220V215H218ZM256 213H257V215H256ZM127 214H124L125 216H127ZM144 216H142V215ZM151 214V215H150ZM154 214V215H153ZM176 214V215H175ZM179 214V216L177 217V215ZM193 214V215H192ZM202 214V215H201ZM223 214V215H222ZM233 214V215H232ZM237 214H238V216H237ZM262 214V215H261ZM141 215V216H140ZM156 215V216H155ZM158 215V216H157ZM166 215V216H165ZM181 215V216H180ZM189 215V216H188ZM212 215V216H211ZM215 217H214V216ZM227 215V216H226ZM230 215V216H229ZM232 215V216H231ZM252 215L254 216V215H256V216H254L255 217V219L252 217ZM258 215H260V216H258ZM169 216V217H168ZM176 216V217H175ZM193 216V217H192ZM204 218V220L207 222V225H209L210 227H212L213 225V220H214V228H210L209 226H207L206 225V223H204L205 221L204 220H202L203 218ZM220 217V218H217V217ZM224 216H225V218H224ZM245 216V217H244ZM129 217V218H130ZM131 217V218H132ZM141 217V218H140ZM143 217V218H142ZM146 217V218H145ZM155 217V218H154ZM163 218V219H160V218ZM164 217L167 219V221L164 219ZM175 219H174V218ZM192 217V218H191ZM208 217H210V218H208ZM228 217V218H227ZM232 217H234V222H233V220H231V218ZM236 217V218H235ZM237 217H239V218H237ZM249 217H250V219L252 220H254L255 222H250L251 220L249 219ZM252 217V218H251ZM260 217H262V218H259ZM148 218V219H149ZM179 218V220L177 221V219ZM186 218V219H185ZM195 218V219H194ZM218 219V222H217V219ZM230 218V220L228 221V219ZM243 218V219H242ZM247 220V221H245V222H247V224L245 223V225H244V220L245 219ZM147 219V220H148ZM160 219V220H159ZM169 219H170V221H172V222H174L173 224L170 222L169 223ZM173 219V220H172ZM188 219H190V220H188ZM193 219V220H192ZM196 219H198L197 221H196ZM221 221H220V220ZM227 220V222H226V220ZM237 219V221H235ZM164 222H163V221ZM177 221V222H175V221ZM187 220V221H186ZM197 222H195V221ZM202 220V224H201V221ZM216 220V221H215ZM238 220H239V222L240 221H242V223H241V225H240V223H238ZM248 220H250V221H248ZM259 220H260V223H258L259 222ZM263 220V221H262ZM184 222V225H183V222ZM189 221V222H188ZM192 221H194V222H192ZM219 221H220V223H219ZM232 221V223H234V224H230V222ZM258 221V222H257ZM262 221V222H261ZM200 222V223H199ZM209 222V223H208ZM212 222V223H211ZM223 222V223H222ZM236 222V223H235ZM165 223L167 224V225H165ZM170 225H169V224ZM178 223H179V225H178ZM196 223V226L194 225ZM199 223V224H198ZM222 223V224H221ZM224 223H226V224H228V227H227V225H226V230L224 229L225 227H223V228H221L223 225L225 226V224ZM254 223V224H253ZM172 224V225H171ZM178 225V227L176 226V225ZM190 224V225H189ZM192 224V225H191ZM219 224V225H218ZM222 226H221V225ZM229 224L231 225V226H229ZM237 224H239L238 226H240V227H238V226H236ZM256 224H257V226L258 227H254L253 225H255L256 226ZM259 224V225H258ZM262 224V225H261ZM169 225V226H168ZM175 225V226H174ZM200 225L203 227V226H205V227H203L202 229H201V227H200ZM243 225V226H242ZM248 225V226H247ZM251 226V228H253V229H251L250 228V226ZM162 226V227H161ZM218 226H221L220 228L218 227ZM233 226V227H232ZM253 226V227H252ZM158 227H160V229L158 228ZM175 227H177V228H175ZM182 227H184V228H182ZM196 227V228H195ZM199 227V228H198ZM209 227V228H208ZM217 227V228H216ZM229 227H231V228H233L232 230L234 231V235H233V231L231 230V228H230V230L228 229ZM237 227H238V229H237ZM259 227H263L262 229H260ZM164 228V229H163ZM172 228V229H171ZM173 228H175V231L173 230ZM182 228V229H181ZM186 228V229H185ZM197 228H198V230H199V232H198V230H197ZM239 228L240 229H242V230H245V231H242V230H239ZM256 228V229H255ZM167 229V231L168 232H166L165 230ZM179 229H181V230H179ZM194 229V231H192ZM204 229V230H203ZM208 229V230H207ZM214 229V230H213ZM221 229H222V231H221ZM223 229H224V231H223ZM235 229H237L238 230V233H237V231H235ZM255 229V230H254ZM183 230V231H182ZM195 230L198 232V233H196L195 232ZM202 230V231H201ZM208 232H207V231ZM248 230H250L249 232L252 234H250L249 232H248ZM258 230L260 231V230H262V231H260V232H258ZM161 231V232H160ZM165 231V232H164ZM171 231H173V232H171ZM177 231V232H176ZM201 231V232H200ZM205 231V232H204ZM211 231V232H210ZM221 233H220V232ZM226 231V232H225ZM230 231H232V232H230ZM240 231V232H239ZM247 231V232H246ZM253 231V232H252ZM171 232V233H170ZM182 232V233H181ZM203 232L204 233H208V235L209 236H211V237H209V239H208V236H207V238H206V236L205 235H207V234H203ZM213 232V233H212ZM219 232V233H218ZM223 232V233H222ZM258 233V236H257V233ZM177 233H179L178 235H179V237H178V235H177ZM194 233V234H193ZM199 233H201V235L199 234ZM224 233H226V234H224ZM228 233V234H227ZM231 233V235H229ZM247 235H246V234ZM260 233H262V234H260ZM161 234V235H160ZM193 234V235H192ZM196 234V235H195ZM203 234V235H202ZM219 234H220V236H219ZM260 234V235H259ZM169 235V236H168ZM173 235V236H172ZM175 235V236H174ZM190 235V236H189ZM195 235V236H194ZM223 235V236H222ZM226 235H229L231 238H233V240L231 239H229L230 237L229 236H226ZM238 235V236H237ZM240 235H242L243 236V238H237V237H239ZM180 236H181V238H180ZM191 236H192V238H191ZM194 236V237H193ZM197 236V237H196ZM199 236H201V237H199ZM233 236V237H232ZM236 236V237H235ZM241 236V237H242ZM245 236V237H244ZM250 236V237H249ZM254 236V237H253ZM258 237L259 238V240H258V238H256V237ZM152 237V238H151ZM174 237V239L176 238V239H178V241L176 240L175 242L177 243L178 242V247H176L177 248V250H176V248H175V246H174V248H173V245L175 244L174 243V240L172 239ZM186 237H188V240H187V238ZM221 237H224V238H221ZM263 237V238H262ZM148 238V239H147ZM150 238V239H149ZM157 238H159L160 240H162V239H164V240H166L167 241V243H166V241H164V240H162V241H160L159 239H157ZM162 238V239H161ZM185 239V241H180V239ZM193 238H195L196 240H194ZM198 238V239H197ZM199 238H200V240H199ZM203 238L207 241V239H208V242H206L205 240L203 241ZM214 238H216V239H214ZM237 238V240H235ZM245 238V239H244ZM248 238V239H247ZM250 238V239H249ZM156 239V240H155ZM170 239H172L171 241H173L172 242V244H171V246H172V248H173V250L174 251H172V248L171 247H169L170 245V242L171 241H169L168 242V240H170ZM202 239V240H201ZM230 240V242H229V240ZM142 240V239H141ZM148 240H149V242H148ZM157 240H159V241H157ZM187 240V241H186ZM198 240V241H197ZM220 240H222L223 242H220ZM226 240H228V242H226ZM240 240V241H239ZM241 240H242V242H241ZM253 240V241H252ZM200 241H203L204 243H211L210 245H207V244H205V246H204V244H203V242L201 243V245H200V248L202 249V251H204V252H202V251H200L201 249H199V246H197V245H199L200 244ZM224 241H225V243H224ZM233 241V242H232ZM247 241V242H246ZM252 241V242H251ZM254 241L256 242V243H254ZM138 242V241H137ZM152 242V243H151ZM153 242H155V243H157L156 245V247H155V243H153ZM161 242L163 243L164 242V245L162 244V247L163 248H166V249H163L162 247H161ZM182 242V243H181ZM183 242H184V245L186 246H184L183 245ZM186 242V243H185ZM188 242V243H187ZM195 244H194V243ZM199 242V243H198ZM251 242V243H250ZM158 243H159V245H158ZM189 243H192V245H194L193 247H190L191 246V244H189ZM226 243H228V244H226ZM229 243H230V245L232 246H229ZM238 244L237 246L236 245H234L233 246V244ZM241 243V244H240ZM179 244H181V245H179ZM187 244V245H186ZM221 244V245H220ZM252 244H255L254 246L252 245ZM261 244V245H260ZM133 245H135L134 247H133ZM154 245V246H153ZM184 246L185 248H186V252H185V248L184 247H180V246ZM190 245V246H189ZM196 245V246H195ZM243 245H245L246 247H244ZM251 245V246H250ZM160 246V247H159ZM208 246H209V248H208ZM210 246H212V247H210ZM239 246V247H238ZM258 246V247H257ZM158 247V248H157ZM198 248L197 249V251L199 250L200 252H202V253H200L199 251H198V254H197V251L194 249V248ZM204 247V248H203ZM208 248V249H210L211 251H206V250H208V249H206V248ZM231 247V249H230V252H229V250H228V248H230ZM233 247H235V248H233ZM255 247V249L257 250V251H255V249H253ZM259 249V251H258V249ZM0 248H2V246H0ZM4 248V247H3ZM138 248H140V249H138ZM154 248V249H153ZM162 248V249H161ZM170 248V249H169ZM178 248H179V250H178ZM181 248V249H180ZM184 248V249H183ZM188 248H189V250H190V252H193V254L192 255H190L189 254V252H188ZM192 248H193V250H192ZM243 248H245V250H241V249H243ZM247 248H248V250H247ZM250 248V249H249ZM142 249V250H141ZM184 251H183V250ZM206 249V250H205ZM214 249V250H213ZM233 249V250H232ZM237 249V250H236ZM239 249V250H238ZM252 249H253V251H252ZM176 250V251H175ZM139 251V252H138ZM141 251V252H140ZM143 251V252H142ZM145 251H147V252H145ZM165 251V252H164ZM170 251H172V253L170 252ZM180 251V252H179ZM183 251V252H182ZM234 251V252H233ZM236 251L240 254V253H242V254H240L241 256H238L239 254L237 253L236 254V256H238V257H236L235 256V253H236ZM246 252V253H244V252ZM170 252V253H169ZM182 252V253H181ZM188 252V253H187ZM232 252V253H231ZM142 253H143V255L145 256H143L142 255ZM147 253V254H146ZM151 255H150V254ZM161 253V254H160ZM165 253V254H164ZM174 253V254H173ZM184 253V254H183ZM195 253L199 256V257H197V255H196V257L197 258H195ZM200 253V254H199ZM207 253H209V254H207ZM251 255H249V254ZM149 254V255H148ZM159 254V255H158ZM180 254V255H179ZM203 254H205L204 256H203ZM221 254V255H220ZM231 254V255H230ZM249 256H248V255ZM141 255V256H140ZM165 255V256H164ZM172 255V256H171ZM204 258H202L201 256ZM211 255V256H210ZM219 255V256H218ZM246 255V256H245ZM138 256V257H137ZM147 256V257H146ZM152 256H154L155 258L153 259V258H151ZM161 256V257H160ZM174 256H176V257H174ZM178 256H180V258L178 257ZM190 256V257H189ZM193 256V257H192ZM205 256H206V258H205ZM228 256V257H227ZM248 256V257H247ZM253 256H254V258H253ZM137 257V258H136ZM141 257V258H140ZM167 257H168V259H167ZM182 257V258H181ZM192 257V258H191ZM233 257V258H232ZM242 259H240V258ZM246 257V258H245ZM144 258V259H143ZM146 258V259H145ZM147 258L149 259V260H147ZM198 258H200V259H198ZM216 258V259H215ZM219 258V259H218ZM236 258V259H235ZM244 258V259H243ZM94 259L96 260V258H94V257H90L88 260H87V263H91L92 264V261H94ZM118 259H120V260H118ZM151 259V260H150ZM196 259V260H195ZM222 259V260H221ZM251 259V260H250ZM91 260V261H90ZM182 260H184V261H186V262H184V261H182ZM192 260V261H191ZM210 260V261H209ZM218 260V261H217ZM245 260V261H244ZM260 260V261H259ZM263 262H262V261ZM99 261V260H98ZM103 261V260H102ZM118 261V262H117ZM159 261V262H158ZM170 263H169V262ZM173 263H172V262ZM181 261H182V263H181ZM200 261V262H199ZM207 261H208V263H207ZM239 261H240V263H239ZM250 261V262H249ZM129 262V263H128ZM155 262V263H154ZM164 262V263H163ZM178 262V263H177ZM197 262V263H196ZM199 262V263H198ZM203 262V263H202ZM223 262V263H222ZM242 262H244V263H242ZM262 262V263H261ZM89 263V264H90ZM102 264H106V262H101ZM146 263V264H147ZM186 263V264H187ZM232 264V263H231Z\"/></svg>",
  "mask_w": 264,
  "mask_h": 264
},
{
  "label": "water",
  "instance_id": "95a60500",
  "mask_svg": "<svg viewBox=\"0 0 264 264\" xmlns=\"http://www.w3.org/2000/svg\"><path fill=\"white\" fill-rule=\"evenodd\" d=\"M191 3L193 4V1L194 0H190ZM212 35V34H210ZM219 36H215V35H212V36H203L200 38L198 44L199 45H205V47L207 49H210V50H213V51H218V52H222V53H225L227 51H229V48L227 46V44L223 41H221V39L218 38ZM232 36H230L231 38ZM232 39V38H231ZM208 40H213L214 42H216V45H211L210 42H208ZM222 42V43H221ZM224 43V44H223ZM206 50V49H205ZM207 51V50H206ZM208 52V51H207ZM219 233V232H218Z\"/></svg>",
  "mask_w": 264,
  "mask_h": 264
}]
</instances>
